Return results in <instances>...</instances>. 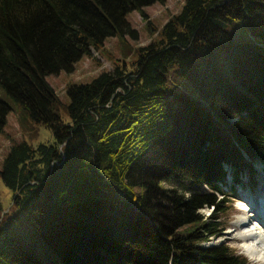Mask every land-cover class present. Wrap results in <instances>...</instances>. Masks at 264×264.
I'll list each match as a JSON object with an SVG mask.
<instances>
[{"label": "trees", "instance_id": "trees-1", "mask_svg": "<svg viewBox=\"0 0 264 264\" xmlns=\"http://www.w3.org/2000/svg\"><path fill=\"white\" fill-rule=\"evenodd\" d=\"M157 1L0 0V132L15 110L54 135L4 157L0 264H255L208 242L264 175V0H184L160 27ZM133 10L157 34L128 61ZM114 36L123 57L65 103L46 75Z\"/></svg>", "mask_w": 264, "mask_h": 264}, {"label": "rangeland", "instance_id": "rangeland-1", "mask_svg": "<svg viewBox=\"0 0 264 264\" xmlns=\"http://www.w3.org/2000/svg\"><path fill=\"white\" fill-rule=\"evenodd\" d=\"M184 0H162L157 1L151 5L145 6V10L150 15V19L153 25L160 27L162 24L174 13H176ZM128 19L132 23V26L138 31L137 37H127L126 43L131 46V52L127 47L126 53H129L128 61H132L137 57V53L134 49L146 45L157 34V31L153 32L142 19L138 10H133L127 15ZM103 52H99L94 48L91 50L90 55H84L76 64L75 69L68 71L66 69L61 70L58 73L47 74L46 78L55 88L61 99L68 103L70 98L66 93L67 85L73 82H89L96 75L103 70H109L112 68L114 61L123 57V42L116 36L107 38ZM61 115L64 120H69L68 113L62 109ZM27 140L33 145H37L41 142L50 143L54 140L53 132L45 126L43 123H38L37 128L33 133L32 138L24 133L18 120V115L15 110H10L7 114V121L0 132V167L2 166L5 155L8 153L12 143L16 141ZM230 181H232L230 179ZM168 184V182H164ZM233 198L235 199V213L230 218V224L224 230L223 235L214 240L221 242L228 240L230 245L236 248L239 252L245 253L240 243L242 240L238 236L240 225L238 224L240 215L250 214L251 206L249 201L251 199L258 200L264 196V175L261 173L256 176L255 180H249L245 175L243 179L239 181V184L235 186ZM13 191L0 179V206L4 207V211L10 210L16 214V207L13 206ZM3 211V212H4ZM203 212L209 214L210 207L202 209ZM7 216V215H6ZM9 221V219L7 220ZM213 240V241H214ZM246 254V253H245ZM247 255V254H246ZM252 259V258H251ZM255 264H264V260H251Z\"/></svg>", "mask_w": 264, "mask_h": 264}, {"label": "bare ground", "instance_id": "bare-ground-1", "mask_svg": "<svg viewBox=\"0 0 264 264\" xmlns=\"http://www.w3.org/2000/svg\"><path fill=\"white\" fill-rule=\"evenodd\" d=\"M249 202L250 214L240 215L238 221V236L242 240L239 243L250 258L264 260V196Z\"/></svg>", "mask_w": 264, "mask_h": 264}, {"label": "water", "instance_id": "water-1", "mask_svg": "<svg viewBox=\"0 0 264 264\" xmlns=\"http://www.w3.org/2000/svg\"><path fill=\"white\" fill-rule=\"evenodd\" d=\"M219 242H220L219 240H216V241H215V240H214V241H210V242H208V245H209V244H216V243H219Z\"/></svg>", "mask_w": 264, "mask_h": 264}]
</instances>
